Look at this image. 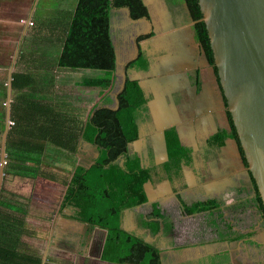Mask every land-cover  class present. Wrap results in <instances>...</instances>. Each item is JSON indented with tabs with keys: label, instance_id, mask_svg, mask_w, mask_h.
Wrapping results in <instances>:
<instances>
[{
	"label": "crops",
	"instance_id": "obj_1",
	"mask_svg": "<svg viewBox=\"0 0 264 264\" xmlns=\"http://www.w3.org/2000/svg\"><path fill=\"white\" fill-rule=\"evenodd\" d=\"M63 1L69 0H0V75L1 72L7 75L0 79V104L6 105V110L0 114V193L8 203L12 201H8L4 193L19 190L25 195L22 198H27L25 203L37 209L33 218L27 217V225L35 231L33 245L40 251L43 264H113L102 258L106 229L97 226L93 229L59 211L65 190L63 182L70 178L69 172L74 171L75 166L57 167L55 175H40L41 188L32 191V185L29 192L26 182H33L28 181L30 176H23L13 166L21 169L32 162L15 159L16 149L8 144L11 103L15 97L13 73L35 69L38 74L48 69L49 64L56 65L61 41L55 38L60 34L48 37L43 34L48 23L56 22L55 17H49L60 16L59 8L53 4L60 6ZM77 2L72 1L61 12L62 16L69 17V22ZM143 2L149 15L138 20L131 17L128 8L113 10L118 62L114 71L102 72L96 77L114 82L109 93L114 102L108 104L113 108H118V95L127 77L138 81L143 89L151 120L143 125L140 137L131 144V150L143 162L163 167L168 158L169 134L170 137L178 136L191 158L183 161L175 175L169 176L163 170L157 177L154 175L146 184L148 202L128 210L122 227L138 229L142 216L158 208L159 214L171 218L174 235L162 236L165 229L162 216H151L149 221L153 226L149 223L139 228L148 243L160 248L158 264H264V216L258 208L257 188L239 143L231 134L229 111L217 69L196 38L195 21L188 4L185 0ZM73 6L74 10L70 11ZM51 9L55 11L52 13ZM61 22L53 26L69 23ZM38 46L42 51L37 50ZM128 46L135 51H118V47L127 49ZM133 62L134 65L127 68ZM54 73V93L59 95H62L60 86L72 92L70 88L77 82L80 84L88 74L82 72L79 78L73 76L74 71L58 67ZM76 87L84 89L78 91L80 94L88 92L91 95L85 118L100 100V94L104 96L110 90L82 84ZM49 176L52 179H48ZM53 183L55 188L52 186L54 189L45 191L44 186ZM38 191L45 192L34 195ZM198 201H207L209 207L188 212L189 204ZM154 222H160L158 228Z\"/></svg>",
	"mask_w": 264,
	"mask_h": 264
},
{
	"label": "trees",
	"instance_id": "obj_2",
	"mask_svg": "<svg viewBox=\"0 0 264 264\" xmlns=\"http://www.w3.org/2000/svg\"><path fill=\"white\" fill-rule=\"evenodd\" d=\"M185 2L195 21L196 38L208 53L210 62L215 64L198 1ZM121 8H128L135 20L149 15L143 0H78L70 23L60 26L61 51L56 65L49 64L48 69L38 71V74L35 69L13 73L15 97L11 114L15 124L9 131L8 144L16 149L15 159L32 162L23 168L27 171L39 169L44 177L51 175L41 169L45 163L43 155L51 149L50 146L61 155H81L74 171L69 172L70 178L63 182L65 190L60 213L87 223L93 229L96 226L106 229L108 234L102 258L110 263L158 264L160 248L148 243L140 229L151 224V216H162L165 224L163 237H172L175 232L171 218L159 214V209L155 208L146 217L142 216L139 230H126L122 222L128 210L148 202L146 184L154 175L157 177L162 170L169 176L175 175L183 161L188 162L191 157L178 136L170 137V134L167 137L168 158L163 167L143 162L131 150V144L140 137L143 125L151 120L148 100L138 81L127 77L125 87L118 95V108L108 106L114 102L109 95L114 82L98 79L96 75L116 69L112 16L113 10ZM143 59L141 56L140 60ZM133 65L134 62L128 68ZM56 67L92 71L95 77L83 78L80 84L110 89L104 96L100 94V100L90 109L87 118L81 117L83 106L80 101L74 102L71 96L54 93ZM228 113L231 134L239 143ZM239 147L243 154L240 143ZM89 148L94 155L88 153ZM13 169L22 171L15 166ZM47 178L52 179L51 176ZM256 200L264 216V203L258 191ZM17 203H6L0 193V264H43L40 251L33 245L35 231L29 229L26 211L22 212L23 208ZM207 207V201H198L187 208L188 212L194 213ZM154 223L158 228L160 222Z\"/></svg>",
	"mask_w": 264,
	"mask_h": 264
},
{
	"label": "water",
	"instance_id": "obj_3",
	"mask_svg": "<svg viewBox=\"0 0 264 264\" xmlns=\"http://www.w3.org/2000/svg\"><path fill=\"white\" fill-rule=\"evenodd\" d=\"M197 1L227 109L264 203V0Z\"/></svg>",
	"mask_w": 264,
	"mask_h": 264
},
{
	"label": "rangeland",
	"instance_id": "obj_4",
	"mask_svg": "<svg viewBox=\"0 0 264 264\" xmlns=\"http://www.w3.org/2000/svg\"><path fill=\"white\" fill-rule=\"evenodd\" d=\"M72 1H74V0L63 1V3L60 6H59L58 3H55V5L53 4V6L59 8V14H60V16L58 14H56L57 16H51L49 18H54L55 17L56 22L57 21H60V22L62 21L61 23H65L64 21H66V23H67V21L69 22V20H68L69 17L67 15L62 16L61 15V12L63 10H65L68 6L71 5L72 4ZM74 8H75L74 6L71 7L70 8V11L71 10H74ZM50 11L53 13L55 10L54 9H51ZM66 11H68V10H66ZM57 17H59V18H57ZM55 23H52L51 22V23H48L49 25H46L45 32L43 34L44 36H47L48 37V36H52L53 34L59 35L61 33L62 28L53 26ZM44 38H46V37H44ZM57 38H59V37L56 36L55 41H57ZM37 50L38 51H42V49L40 48V46L37 47ZM45 50L46 49L43 48V51H45ZM127 50L128 51H135L134 49H131V46H128L127 49H126V47H124V49H120L118 47V51H127ZM65 71H69V70H65ZM82 72L88 73L89 71H85V70L74 71L73 76H76V77H79L80 78V77H82ZM1 73L2 74L0 75V79H3V77H7V75H4L3 72H1ZM86 77H95V74L90 73V75H89V73H88V74L85 75L84 78H86ZM107 77H109V76H107ZM74 85L75 86L73 88L72 87L70 88L72 90V92H68L67 91L68 88L66 86H63V85L60 86L61 93H62V95L67 94L68 96H71V99L74 102H79V101L81 102V105L83 107H85V109H82V111H81V117L85 118V116H86L85 114H86L87 108H88L87 107L88 106L87 104H89L88 103V101H89V99H88L89 97L88 96H91V95L88 92H83V93L80 94L78 91H80V90L83 91L84 89L82 87L81 88H77L76 87V86H80V84H78V82L76 84H74ZM76 92H77V95H75ZM5 106L6 105H4L2 103L0 104V114L2 113V111L4 109L6 110ZM85 110H86V112H85ZM1 132L2 131L0 130V134H1ZM49 148H51V149L48 150V152L43 155V160H44L45 163H43L42 168H41L43 171H45V172H47L49 174H54V175L57 174V167L58 168L60 167L59 169H61V168H63V169L64 168H68V166L69 167H74L75 164L81 159V155H79V154H69L68 153V155H66L65 153H63V155H61L52 146H50ZM88 153H90V154L92 153V155H94V151L91 148L88 149ZM0 168H1V165H0ZM19 172H23V174H22L23 176H30L28 181L31 180V181L34 182V183L33 182H26V183H28L26 185L29 187L28 188V191L29 192H30V189H31L32 185H33V187H32L33 190L32 191H36V190H39L41 188L42 182L40 181V171H39V169L38 170H35V171H31V170H28L27 171L25 168H22V171H19ZM35 172L38 175H35L34 174ZM19 181H21V180L19 179ZM21 182H25V181L22 180ZM48 185L47 186H44L45 191H47V188H49V190L54 189L56 184L53 183V185L52 184H50L49 186ZM52 186H54V188H52ZM7 187H8V185L6 186V188ZM45 191H38L37 193H34V195H37V196L38 195H42V194H44ZM4 194L6 195V197L8 199H10V200L6 199V200L12 201V202H19L20 204H24V205H21V207L23 208L22 212L23 211H26V217L33 218V214L37 212V209H35L32 206L30 207L28 205V203H25V201L27 200V198H25V199L22 198L23 196H25L24 193H21L19 190H17V191H7V193L5 192ZM26 195H29V194H26ZM56 207H59V203H57ZM80 233H81L80 236L82 238H84L83 232L80 231ZM52 238H54V237H52Z\"/></svg>",
	"mask_w": 264,
	"mask_h": 264
},
{
	"label": "flooded vegetation",
	"instance_id": "obj_5",
	"mask_svg": "<svg viewBox=\"0 0 264 264\" xmlns=\"http://www.w3.org/2000/svg\"><path fill=\"white\" fill-rule=\"evenodd\" d=\"M190 15H191V12H190ZM153 45V43H151V46ZM202 47V46H201ZM202 49H203V47H202ZM204 50V49H203ZM205 51V50H204ZM141 58V57H140ZM129 66V65H128ZM130 67H132V66H130ZM128 68V67H127ZM217 76H218V74H217ZM219 79V78H218ZM219 84H220V81H219ZM220 87H221V84H220ZM221 90H222V87H221ZM238 142V141H237ZM244 154V153H243ZM248 166V165H247ZM255 188H256V185H255ZM161 230V229H160ZM163 234H164V231H163V233H162V236H163Z\"/></svg>",
	"mask_w": 264,
	"mask_h": 264
},
{
	"label": "built area",
	"instance_id": "obj_6",
	"mask_svg": "<svg viewBox=\"0 0 264 264\" xmlns=\"http://www.w3.org/2000/svg\"><path fill=\"white\" fill-rule=\"evenodd\" d=\"M29 24H30L31 26H33V25H34V23H33V22H30ZM10 124H11V125H13V124H15V122H14L13 120H10Z\"/></svg>",
	"mask_w": 264,
	"mask_h": 264
}]
</instances>
